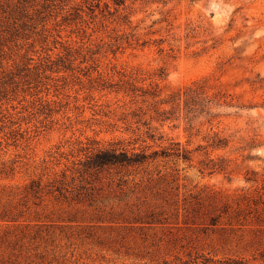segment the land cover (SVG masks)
<instances>
[{"label":"rangeland","instance_id":"374dc122","mask_svg":"<svg viewBox=\"0 0 264 264\" xmlns=\"http://www.w3.org/2000/svg\"><path fill=\"white\" fill-rule=\"evenodd\" d=\"M203 80L233 106L211 122L182 112L153 141L131 115L153 101L129 89ZM114 145L191 161L89 168ZM244 194L264 201V0H0V264H264V212L208 225Z\"/></svg>","mask_w":264,"mask_h":264},{"label":"trees","instance_id":"16d2710c","mask_svg":"<svg viewBox=\"0 0 264 264\" xmlns=\"http://www.w3.org/2000/svg\"><path fill=\"white\" fill-rule=\"evenodd\" d=\"M135 96L137 92H141V97L143 99V104L149 103L152 100L145 111L143 107H139L138 110L133 111L131 115L137 120V124L143 121V125L149 129V138L153 141L156 140V129L153 130L152 124L154 122L161 123L164 126L167 122L175 119L176 114L185 115V119L189 123L194 120L199 119L201 116L206 115L210 118L209 122L213 119L218 118L220 114H215L213 112L214 108L220 109L223 107L231 108L233 106L227 104L226 95L218 93L215 97L210 98L208 94V80L200 81L191 87L180 89L173 94H171L167 99H160L161 94L154 90L145 91L143 89H129ZM137 97V95L135 96ZM137 103V102H136ZM170 107V109H167ZM149 119L145 117L149 114ZM163 136L159 140H162ZM114 145L110 149L100 150L94 156L91 157L89 162V168L100 169L104 167H140L146 164L149 160L156 159L159 156L168 157L176 156L182 158L186 161H191V153L187 150L178 148H164L161 151H153L148 153V151H128L126 149H119ZM227 143L225 140L220 138H215L212 147L215 149L225 148ZM264 205L262 199L256 200L251 196L244 194L235 203L226 204L220 211L219 214L213 216L209 220V226L218 227L221 225H233L234 223L244 225L248 218L252 215H261L264 212L263 209H259V205ZM224 223V224H223ZM149 227H155L157 225L167 224L155 218H151L148 221L142 222ZM185 225L189 223L185 221ZM189 259H184L180 253L175 255L173 260L165 258L162 261L156 262L154 264H250L248 260L245 259H226L222 261H215L212 258H206L203 255L189 252L186 254ZM255 262L264 263V252H261L258 256L254 257Z\"/></svg>","mask_w":264,"mask_h":264}]
</instances>
